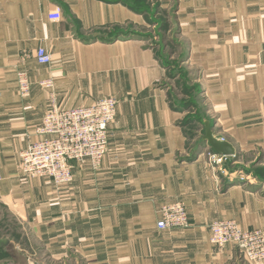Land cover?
<instances>
[{
  "label": "crops",
  "instance_id": "obj_1",
  "mask_svg": "<svg viewBox=\"0 0 264 264\" xmlns=\"http://www.w3.org/2000/svg\"><path fill=\"white\" fill-rule=\"evenodd\" d=\"M163 13L199 72L214 136L236 151L229 176L208 146L191 155L186 114L170 103L168 69L145 35ZM40 48L50 65L37 62ZM106 97L118 108L99 170L76 167L68 186L22 172L20 154L53 106ZM253 155L261 159L244 168L238 156ZM263 168L264 0H0V203L27 222L49 264H247L236 248L212 246L209 226L230 219L264 231ZM174 202L190 227L160 231V209Z\"/></svg>",
  "mask_w": 264,
  "mask_h": 264
},
{
  "label": "built area",
  "instance_id": "obj_2",
  "mask_svg": "<svg viewBox=\"0 0 264 264\" xmlns=\"http://www.w3.org/2000/svg\"><path fill=\"white\" fill-rule=\"evenodd\" d=\"M62 18L60 12L50 16L52 21ZM40 65H50L51 56L40 48ZM31 81L28 73L18 72V86L22 98L30 96ZM52 87L51 81L41 83ZM118 102L114 97L103 98L90 106L60 109L53 106L44 116L37 133L40 139L20 154L22 172L32 178H47L56 186H67L73 181L76 166L89 164L99 170L109 150V127L117 115ZM210 164L229 176L223 166L231 157L218 155L210 148L205 152ZM189 216L184 203L165 204L160 209L157 228L160 231L185 230ZM210 244L218 249L234 247L247 264H264V231L245 230L236 220H221L209 226Z\"/></svg>",
  "mask_w": 264,
  "mask_h": 264
},
{
  "label": "rangeland",
  "instance_id": "obj_3",
  "mask_svg": "<svg viewBox=\"0 0 264 264\" xmlns=\"http://www.w3.org/2000/svg\"><path fill=\"white\" fill-rule=\"evenodd\" d=\"M153 21H156L159 25H156V27L151 26L149 30L145 31V35L151 38L153 45L158 47L157 54L162 58L164 66L168 69L164 86L168 89L170 103L186 114L185 119L191 117L196 121L194 134L190 135L189 143L191 147L198 148L205 134V123L213 121V117L209 112V104L202 93L199 72L186 62V45L178 35L174 18L170 14L163 13L159 17H154ZM238 159L242 161L241 165L245 168V165L251 162L252 159L256 162L261 157L259 155H253L252 157L238 156ZM0 239L10 241L15 249V252H13L11 249L5 248L6 252L0 257V264H11L13 259L16 258H25L29 263L32 260V264H49L41 248L32 237L27 222L1 203Z\"/></svg>",
  "mask_w": 264,
  "mask_h": 264
},
{
  "label": "water",
  "instance_id": "obj_4",
  "mask_svg": "<svg viewBox=\"0 0 264 264\" xmlns=\"http://www.w3.org/2000/svg\"><path fill=\"white\" fill-rule=\"evenodd\" d=\"M203 142L218 155L234 157L236 154V151L231 144L219 140L214 136L210 122L205 123V134L203 137ZM0 248H9L13 252H15L14 245L10 241L0 240Z\"/></svg>",
  "mask_w": 264,
  "mask_h": 264
},
{
  "label": "trees",
  "instance_id": "obj_5",
  "mask_svg": "<svg viewBox=\"0 0 264 264\" xmlns=\"http://www.w3.org/2000/svg\"><path fill=\"white\" fill-rule=\"evenodd\" d=\"M154 17L155 16H152V18H150L149 22H150V24H154V25L156 24L158 26L159 24L156 23V21H153V18ZM195 124H196V121L194 119H192L191 117L190 118H186L183 121V126L186 127V128L188 127L187 136H188L189 140H190V135L194 134V129H195L194 128V125ZM211 126H213V123L212 122H211ZM199 144H200V146L198 148H196V147H190V144H188V147H189V150L191 151V155L192 156H196L197 153L199 152V150H201L202 148L205 147V143L203 142V139L200 141ZM0 240H2V239H0ZM4 252H6L5 251V248H0V257L3 255ZM6 255L8 256V254H6Z\"/></svg>",
  "mask_w": 264,
  "mask_h": 264
}]
</instances>
